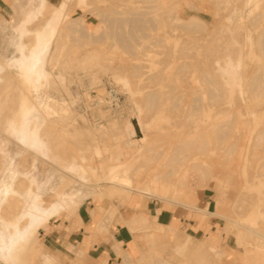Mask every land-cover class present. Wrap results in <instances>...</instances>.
Wrapping results in <instances>:
<instances>
[{"label":"rangeland","instance_id":"obj_1","mask_svg":"<svg viewBox=\"0 0 264 264\" xmlns=\"http://www.w3.org/2000/svg\"><path fill=\"white\" fill-rule=\"evenodd\" d=\"M45 1L30 22L42 0L0 19V185L18 172L0 220L15 223L36 194L64 204L19 243L16 264H59L46 235L77 228L81 208L99 234H134L129 264H264V0ZM63 3L49 79L29 92L9 67L21 32L43 30ZM21 91L44 153L10 131ZM162 209L188 225L159 224Z\"/></svg>","mask_w":264,"mask_h":264},{"label":"crops","instance_id":"obj_2","mask_svg":"<svg viewBox=\"0 0 264 264\" xmlns=\"http://www.w3.org/2000/svg\"><path fill=\"white\" fill-rule=\"evenodd\" d=\"M16 4L17 0H0V19H5L8 12L10 10L13 11V7L16 6ZM64 6L65 3L52 8L50 18H48L46 27L43 30L32 32L26 28L25 32H21L22 43L20 42L18 48L20 52L19 60L9 67H13L17 70L21 77L22 85L29 92L32 89L33 82L35 83V87H38L41 85V81H44V76L49 79V75L44 66L51 38L49 29L50 27L54 28L55 25L60 22ZM46 7V1L42 0L41 9L34 13L33 16H27L25 22H30L34 17L38 18L42 14V10L46 9ZM30 33L33 34L35 39L31 47L24 42V38ZM29 59H32V61L29 62ZM25 96H29V94H25L24 91H21L18 111L29 109V103L27 107L25 106ZM15 119L16 116L12 119L11 123H13ZM24 121L27 122L24 125L30 129L32 123L31 116L24 118ZM9 196L10 195H8V198ZM54 205L58 206L59 209L52 216L56 215L61 207L64 206L63 203ZM203 212L206 213L207 211L203 210ZM176 214L175 211L162 209L158 215V223L171 226H178L179 224L181 228L188 225L186 220ZM58 215L59 214L56 216ZM79 218L80 222L77 228H75V222L73 223L74 226L68 223L61 229L59 225H56L54 230L46 235V239L58 248V250H55V253L60 259L59 264H129L123 261V258L125 260L129 254H133L134 258L135 255L137 257L139 244H137L134 234L127 226L117 225V229H109V234H99L97 232V221L92 217L91 210L89 211L88 208H81ZM3 223H5V221H3ZM8 223L9 222H7V224ZM2 260L6 263L16 264L19 258H17L16 261L10 262L4 259Z\"/></svg>","mask_w":264,"mask_h":264},{"label":"bare ground","instance_id":"obj_3","mask_svg":"<svg viewBox=\"0 0 264 264\" xmlns=\"http://www.w3.org/2000/svg\"><path fill=\"white\" fill-rule=\"evenodd\" d=\"M47 80H48L47 77L44 76V81H41V85L43 82ZM122 81H124V85L126 87L129 85L127 80L124 79ZM32 88L33 89L37 88L35 87L34 82L32 84ZM28 99H29L28 96L24 97V101L26 102L25 106L27 107L28 106L27 104L29 103L30 105L29 109L24 110L21 114V117H18V115L16 116L15 121H13V123H11L10 125V131L21 143L27 145L28 147L32 149L34 148L40 151L41 153H44L43 148H42V142L40 138H38L34 132L33 126L35 124L36 118H34V122L31 123L32 125L30 129L24 125L27 123L24 121V118H28L29 116H32L35 112L36 113L38 112V106L33 102L34 99L31 98L30 102L27 101ZM49 102H52V101H49ZM52 104L48 106L52 107ZM53 108L54 106L52 107V109ZM127 129H129L130 131L132 129V125H129ZM120 135L121 134H119V137ZM102 138H104L103 135H102ZM17 175H18L17 168L16 167L13 168V166H11L10 174L7 176V179L5 180L6 184L3 183L0 185V208H1V204L3 203V201L8 197L9 194L13 192L14 190L13 184L17 178ZM30 183L31 184L36 183L35 176L31 177ZM31 200L32 201L28 203L24 211L21 213L19 219L15 223L7 224V223H3V221L0 220V258L1 259H4L8 262L16 261L18 258L19 243L26 241L29 235V232L32 231V229L38 227L40 224L45 222L59 209V207L55 205H50V206L44 205L43 206V201L40 199L39 194L34 195V197ZM26 217L29 218V223L24 229H20L21 221Z\"/></svg>","mask_w":264,"mask_h":264}]
</instances>
